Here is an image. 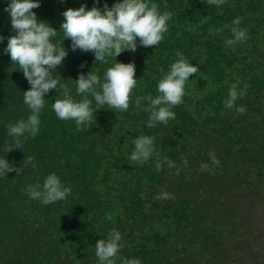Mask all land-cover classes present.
<instances>
[{
	"label": "trees",
	"instance_id": "obj_1",
	"mask_svg": "<svg viewBox=\"0 0 264 264\" xmlns=\"http://www.w3.org/2000/svg\"><path fill=\"white\" fill-rule=\"evenodd\" d=\"M35 2L41 4L32 10L38 20L57 30L51 41L68 50L51 74L74 100L87 95L94 115L82 130L74 120L59 119L53 109L63 99L58 86L45 97L38 135L21 137L15 149L7 126L31 115L23 94L31 86L20 66L4 55L16 33L4 11L11 0H0L5 38L0 43V159L20 167L34 156L37 165L20 176L0 177V264H99L95 246L113 230L123 245L115 264L136 259L141 264H264V0H225L219 7L207 0H145L155 2L161 14L172 13L163 40L143 47L137 38L135 52L125 49L106 57V63L95 61L92 52H72L61 30L63 13L83 5L103 10L123 0ZM237 17L248 38L226 46ZM178 52L199 70L186 81L182 102L171 109L175 119L149 128L150 114L144 110L149 102L142 99L137 107L135 101L160 95L158 83ZM116 62L136 66L137 85L127 111L98 108L91 95L77 93L81 72L92 70L103 83ZM234 84L244 95L228 108ZM241 107L243 114L237 111ZM140 135L154 137L156 146L143 164L130 160L131 141ZM53 173L72 194L49 205L30 199L24 189L43 186ZM164 193L169 198H158Z\"/></svg>",
	"mask_w": 264,
	"mask_h": 264
},
{
	"label": "clouds",
	"instance_id": "obj_2",
	"mask_svg": "<svg viewBox=\"0 0 264 264\" xmlns=\"http://www.w3.org/2000/svg\"><path fill=\"white\" fill-rule=\"evenodd\" d=\"M99 0H96V4ZM208 4L217 7L225 3V0H207ZM41 7L35 0H11V3L4 9L11 17V26L16 34L9 37L7 47L4 49L8 63L18 64L22 69L24 77L30 84V90L24 92V103L31 110V115L27 120L21 119L15 124H9L8 134L14 138L15 149H20L21 137L26 141L28 135L35 138L39 133L41 123L39 117L41 110L45 106V97L50 90L62 89L63 99H57L53 104V109L61 120H74L77 130H82L83 125L90 124L94 112L92 110V100L87 95L80 101L73 99L66 84H61L53 77L50 70H57L62 66V62L68 56V50L59 42L53 43L51 38L56 37L57 30L48 23L38 20L33 9ZM87 5L79 9L69 8L63 13L64 22L61 30L71 40V50L77 49L87 53L92 52L95 61L107 62L106 57H118L127 51L137 50V38L143 47H153L160 44L164 34L168 31L167 22L172 18L171 12L161 14L155 2L149 4L145 0H123L116 3L111 8L107 4L103 10L93 6L91 10H86ZM207 22V19L204 21ZM241 18L237 17L233 24L237 27L231 28L232 38L226 39V46L245 41L247 32L238 26ZM212 34H217L223 29H210ZM0 36V43L4 41ZM10 58H9V56ZM179 59L171 65L170 72L158 83L160 95L153 98L138 97L135 101L137 107L141 100H147L149 107L144 109L149 112L147 127L154 128L157 123H168L170 119H175V113L171 109L182 102L186 81L199 70L197 66L190 64L187 59L177 53ZM147 63V62H146ZM13 69L14 66L9 64ZM85 65H81V68ZM14 72H19L14 69ZM146 73V72H145ZM135 63L124 64L116 62L113 67L107 69L104 81L92 70L87 75L81 72L76 80L77 93L91 95L97 107L108 105L121 111H127L130 106L132 91L137 85ZM97 88L100 91H97ZM244 95L243 91L237 90V85H232L229 91V99L225 102L226 107L232 108L238 97ZM237 111L244 113L243 107ZM27 134V135H26ZM134 150L130 160L134 163L143 164L148 161L155 151L154 137L140 135L132 139ZM6 152H11V147L5 148ZM212 163L219 165V160L214 154H210ZM165 163L173 167L172 161L165 158ZM187 163V161H185ZM22 166L17 167L10 164L7 159H0V177H7L8 173L15 172L17 176L23 175L25 168L37 167L34 156H28L21 162ZM157 171L161 164L157 163ZM207 165H202V169ZM24 191L30 199L40 201L43 205H49L65 200L72 194V189L62 184L60 178L55 174H50L43 182V186L37 183L29 184ZM158 198L167 199L169 194L164 193ZM111 219V217H109ZM121 234L113 230L106 239L97 242L96 256L99 264H115L117 253L122 248ZM123 259V258H120ZM124 264H141V261L125 260Z\"/></svg>",
	"mask_w": 264,
	"mask_h": 264
}]
</instances>
